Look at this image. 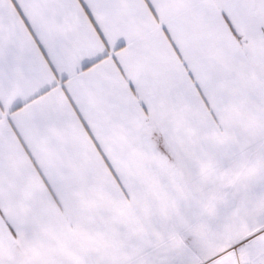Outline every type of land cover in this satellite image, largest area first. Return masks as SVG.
I'll return each mask as SVG.
<instances>
[{"label":"snow or ice","instance_id":"1","mask_svg":"<svg viewBox=\"0 0 264 264\" xmlns=\"http://www.w3.org/2000/svg\"><path fill=\"white\" fill-rule=\"evenodd\" d=\"M0 264H264V0H0Z\"/></svg>","mask_w":264,"mask_h":264}]
</instances>
